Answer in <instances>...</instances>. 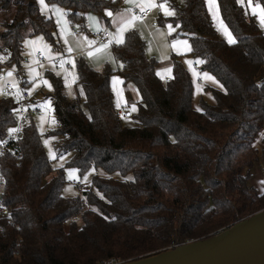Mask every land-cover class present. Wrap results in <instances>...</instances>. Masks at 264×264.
Segmentation results:
<instances>
[{"label":"trees","instance_id":"obj_1","mask_svg":"<svg viewBox=\"0 0 264 264\" xmlns=\"http://www.w3.org/2000/svg\"><path fill=\"white\" fill-rule=\"evenodd\" d=\"M219 16L236 40L223 41L206 14L205 1L184 0L174 17L189 54L219 89L205 85L193 107L191 72L176 55L171 78L155 74L158 63L145 43L127 31L112 54L116 72L138 95L137 126L123 125L113 105L109 66L94 70L76 58L80 96L67 99L49 72L57 154H69L64 168L81 174L91 166L123 179L94 176L85 201L62 195L64 168L53 169L32 118L18 140L19 159L0 157V264H103L127 262L218 234L264 209V192L250 185L253 166L264 158V30L237 0H216ZM264 7V0H254ZM67 12L71 27L85 29V14L104 24L119 0H45ZM167 19H161V22ZM55 22L41 15L36 0H0V53L5 66L22 60L24 35L44 36L56 49ZM199 83L200 80L198 81ZM200 109V111H197ZM15 101L0 98V140L15 125ZM131 175V179L125 177ZM13 223L10 224V221Z\"/></svg>","mask_w":264,"mask_h":264},{"label":"rangeland","instance_id":"obj_2","mask_svg":"<svg viewBox=\"0 0 264 264\" xmlns=\"http://www.w3.org/2000/svg\"><path fill=\"white\" fill-rule=\"evenodd\" d=\"M203 1H205L206 14L207 16H209V19L212 22V26L214 30L217 32V36H219V38H221L223 41H226L224 35L222 34L221 31L217 30V26H216L220 21H222L221 16H218V20L216 24H214L212 17L208 12V6L206 4V0H203ZM161 2L157 1L155 3L157 6L153 7V18H155L156 20L151 23L147 22L143 24L142 26V31L144 35H141L142 37L141 39L144 40L145 49L152 51L154 55H159L158 59L154 57H150V58H153L158 64L159 62H161L160 60L162 56H165L166 54H168L167 55L168 57L165 60L169 61V59L173 55H176L180 58L181 63H183L184 66L189 70L190 66L189 64H186L185 61L195 62L197 60L193 59L191 55L189 54V51L186 50L183 47V45L180 43L183 41H187V39L178 35L177 25L175 26V24L171 23L169 20L166 21L167 23H162L161 21L157 22L158 16L160 17L166 16L164 15V11L158 7V5ZM175 2H177V0H175ZM252 3L253 5L257 4V2H255L254 0H252ZM216 4H217V1H216ZM245 4H246V7H245ZM167 5L168 4L166 3V6ZM240 5L243 6L244 14H245L246 9L248 7V0H242ZM247 15L252 16V19L258 25V22L255 16H253L250 12ZM169 26L171 27L169 28ZM172 34H177V35L173 36L172 40H170L169 37ZM24 37L25 38L22 44V60L19 64L20 69H17L15 65H12L8 67L9 69L7 70V72L9 71L16 72V73L18 72V76L20 77V80L22 79L26 83H28L26 85V90L32 102L36 106L35 109L39 110V112L37 114H34L32 117V125L35 128L37 134L40 135V142L43 145V149H44L46 157L50 160L51 167L54 170L64 168L66 162H68V160L70 159L69 158L70 155L69 154H57L54 149L53 142L57 138L55 136L54 137L50 136V134L55 129V123L52 124L50 123V121L51 120L55 121V117H54V114L51 108V100L49 99V97H47L51 93L52 87H51L50 82L46 78L45 74L46 72H51V73L53 72L57 77H60L62 79V82H64L65 84V90H64L65 96L71 97L73 90L75 88V80L73 82V76L71 75V73H73L74 71L76 75V66L75 67L73 66L74 57L69 56L66 59V61L71 60L73 63H70V66H72L71 69L68 71H65L63 67H61L60 65L58 67L54 66L53 58L57 57V55L55 56L56 53L53 54V52L55 51L52 50V48L50 47V45L48 44L44 36L39 35V34H36L35 36H29L28 34H25ZM37 38H40V41L35 49H33L31 46L25 47V44H24L25 40L32 41V40H37ZM56 40L58 43L60 42L58 41L57 38ZM66 40L70 42V39L68 37L66 38ZM174 41L177 42L176 48H173ZM42 45H47L48 48L44 51H41L40 48L42 47ZM36 51L40 52L43 55L44 61L42 63H38L36 60H34V55L36 54ZM2 56L3 54L0 53V57ZM49 56H51V59L48 58ZM147 57H149V55ZM161 65L163 67V70L169 69V66H168L169 63L168 64L162 63ZM109 67L112 70H116V66L114 64H112ZM194 67H197V69L199 68L198 64L196 63H193L191 65L192 69H194ZM29 68L35 69L36 73L39 74L37 77H35L34 80L30 78L28 75ZM5 78L6 80H8L6 76ZM11 79L15 81V76L12 75ZM160 79L162 80L168 79V76L165 75L163 78H160ZM45 80L47 81L48 85H50V87L46 86L43 83V81ZM66 80H67V83H66ZM201 82H202L201 83L202 85H198V86H201V89L205 85H209L206 82L203 83L202 80ZM46 102H48V104H46ZM34 104L32 105L34 106ZM49 105H50V108H49ZM263 135H264V124H263V128L257 134V137L254 141V146L257 150H259L261 147V140L263 138ZM45 141L49 142L47 146L45 145ZM50 153L54 158H50ZM61 157H63V159H61ZM253 167L254 168L252 171V178L249 182L251 186L252 185L254 187L256 186L258 188L257 190L261 191L264 189V174L262 173V171L264 170V158H260L259 161ZM71 169H76V168L70 167V168L63 169V173L65 174V184L62 187L63 188L62 195L63 197H66V198L77 197L81 201H85V195L88 190H91L96 196L100 197V194L96 192L95 189L90 187L91 180L94 176L110 177L113 179H123L122 175L117 171L114 173L108 174L93 166L87 169L85 173L83 174L78 172V170L76 169L77 171L75 173V177L73 179H69L68 173ZM125 178L129 180L131 179V175H128Z\"/></svg>","mask_w":264,"mask_h":264},{"label":"crops","instance_id":"obj_3","mask_svg":"<svg viewBox=\"0 0 264 264\" xmlns=\"http://www.w3.org/2000/svg\"><path fill=\"white\" fill-rule=\"evenodd\" d=\"M119 1L121 3L119 8L116 11L111 12V14H112L111 16L106 15V18L108 19V23L107 24H104L102 21H100L97 18V16L93 15L92 13H86L85 14V20H86L85 29L83 31H79L78 30L79 28L77 26L76 27H71L69 25V23H67L66 31H65V34H64L63 38L61 37V34L58 31L57 24L55 22L56 21V17L53 15V7H52L53 5L49 6V5H47L45 3L48 6V10L44 11L42 13L41 6L37 3V0H36V4H37V6H39V10H40L41 15H43L45 18H52V20L55 22V25H56L54 33H55L56 38L60 42L59 43L57 42L58 43V47L56 49H53L51 47L52 50L55 51V52H53V54L56 53L55 56L57 55V57L53 58V64H54L55 67H58L60 65V60L61 59L66 60L69 56L74 57L73 65L75 64L76 58L84 57L86 62H87V64L90 65V67L93 68L96 71L97 70L101 71L105 66H111L112 64H114L116 66V70H114L115 72L113 73V75L110 76V79H109L111 81L110 86H111V92H112V95H113V105L116 108V110H118V111L119 110H123L124 111V115L120 114L121 118L124 117V118H122V123H123V125H125V126L130 128V127L137 126L135 121L133 120V116L136 113V110L135 111H131L130 109H131V106L133 104H135V106H136L137 101H138V95L136 94V91H135L134 87L132 86V84L131 83H125L121 79L120 75L116 72L117 70H120L122 68V64H120L118 61H116L114 59V57H113V54H112V49L111 48H112L113 45H116L115 42L114 41L111 42L110 45H108V47L106 49H102L100 52H96L95 50L97 48H101L102 44L98 43L97 40H95L92 37V35H91L93 33L101 31L103 29H107L109 34L110 33L114 34L116 32V28L119 26L120 18L121 17L130 18L132 16V10L133 9H139V7H135L131 3H126L125 0H119ZM157 1L166 2L168 4L167 7L174 12V15L161 16V17L158 16L157 22L161 21V19H163V18L167 19V20L171 19L172 17L175 16V14L177 12V8H181V7L184 6V2H183L184 0H177V2H175V0H153L154 3H156ZM56 7H58V6H56ZM245 7H246V4H245ZM127 9H131V12L126 11ZM145 9H150L151 10L150 15H148L146 17V19H144V20H142V19L140 20V19L137 18L133 22V26L129 29V30H134L137 34H139L140 37H141V35H144V33L142 31L143 24H145L147 22L151 23V22H154L156 20L155 18H153V7L152 8L145 7ZM88 16L95 17L96 18L95 21L93 22V21H90V20L86 19V17H88ZM166 21H164L162 23H167ZM175 26H176V24H175ZM97 28L99 30H97ZM129 30H127V31H129ZM127 31L124 33V38H125V35H126ZM179 33L180 32H178V34ZM176 35L177 34H172L169 37V39L172 40V37L176 36ZM67 37L70 39V42H68L66 40ZM110 39H111V37H110ZM87 41H92L93 43L91 45H89L87 43ZM69 49H71V51H69ZM89 51H92L94 53V55L92 57H89L87 55V53ZM107 51H108V53H107ZM145 53H146V56L149 55V58L150 57H154V58L158 59V57H159V55H154V53L152 51L148 50V49H145ZM35 55H34V60H35ZM167 55L168 54H166L165 56L161 57V60H160L161 62H159L158 66H157V68L155 70V74H156V76L158 78L159 77L161 78V76L157 75L158 71L163 74V67L161 65L162 63H167V64L169 63V65H168L169 69H171V67H172L171 58L169 59V61L165 60L168 57ZM55 60H57V64L54 63ZM199 66H200V63L198 64V67ZM71 67L72 66H70V63H67V64L63 65V69L65 71L70 70ZM188 71H190V69ZM190 72H191V77H192L193 83H194L193 84L194 85L193 86L194 87L193 88V93H194L193 94V107L196 108L197 103H198L197 101L200 99V97H204V99H206L208 101L210 100V95L207 94V93L204 94L203 92H201V86H198V85H202L201 84L202 83L201 80L203 81V83L204 82L208 83L212 88L219 89V86H218V83L216 82V80L214 78H213V80L215 82H213V80L202 79L200 76L194 77L193 76V72L198 73L197 67H194V69L191 68ZM49 73H51V72H49ZM51 74H54V73L52 72ZM45 76H46V74H45ZM114 77L118 78V82L116 84V93H114V91H113V78ZM58 78L62 82V79L60 77H58ZM75 80H76V75H75ZM199 80H200L201 83L198 82ZM21 82L24 84V87L26 88V85L28 83H26L22 79H21ZM62 84H63L62 94L64 95V97H66L65 93H64L65 84H64V82H62ZM0 87L2 88V84H0ZM117 93H122V99L124 101L123 103L120 104V107H117V98H118L117 97ZM75 95L76 96H80L81 97L80 98L81 101L84 98L81 95V93H80V87L78 85H76V81H75V88L73 90L72 96L71 97H66V98L67 99L68 98L69 99H73V98L76 97ZM1 97H2V95H1ZM31 103L34 104L32 102V100H31ZM33 107H36L35 104H34ZM255 188L258 189L256 186H255ZM257 191H259V190H257ZM259 192L260 193L264 192V189L259 191Z\"/></svg>","mask_w":264,"mask_h":264},{"label":"water","instance_id":"obj_4","mask_svg":"<svg viewBox=\"0 0 264 264\" xmlns=\"http://www.w3.org/2000/svg\"><path fill=\"white\" fill-rule=\"evenodd\" d=\"M120 264H264V209L208 238Z\"/></svg>","mask_w":264,"mask_h":264},{"label":"snow or ice","instance_id":"obj_5","mask_svg":"<svg viewBox=\"0 0 264 264\" xmlns=\"http://www.w3.org/2000/svg\"><path fill=\"white\" fill-rule=\"evenodd\" d=\"M126 3H131L133 4L135 7H139L140 11L143 12L145 10V7L147 8H152V7H156L157 5L153 2V0H125ZM242 0H238V3H241ZM37 3L41 6V10H42V13L44 11H47L48 10V6L45 4V0H37ZM206 4L208 6V12L209 14L211 15L212 17V20L214 22V24H216L217 20H218V16H219V12H218V8H217V4H216V0H206ZM53 7V15L56 17V24H57V28H58V31L60 32L61 34V37L63 38L64 37V34H65V31H66V25L68 23V21L65 19V17L68 15L67 12L63 11L62 9L56 7V6H52ZM158 7L160 9H162L164 11V14L166 16H170V15H174V12L169 9L167 6H166V2H162L158 5ZM126 11L128 12H131V9H127ZM251 13L253 16L256 17L257 19V22H258V25L259 27L264 30V7H261V5L259 3L253 5L252 3V0H248V7L246 9V15L248 13ZM106 15L108 16H111V12H106ZM86 19L90 20V21H95V17H91V16H88L86 17ZM137 19V17L135 15H132L130 18H124V17H121L120 18V22H119V26L116 28V32L114 34L110 33V41L109 43L111 42H115L116 45H121L123 42H124V33L129 30L132 26H133V22ZM217 30L218 31H221L222 34L224 35L226 41L229 43V44H234L236 42V40L233 38L231 32L229 31V29L224 25V23L222 21H220L217 25ZM171 26H169L170 28ZM97 30H99L97 28ZM40 41V38H37V40H32V41H29V40H25L24 41V44H25V47H29L31 46L33 49H35L38 45ZM87 43L89 45H91L93 42L92 41H87ZM183 47L190 51L191 48H190V45L188 44L187 41H183V42H180ZM108 47L107 44L105 45H102L101 48H97L95 51L96 52H100L102 49H106ZM177 47V42H173V48H176ZM48 48L47 45H42V47L40 48L41 51H44ZM69 51H71V49H69ZM87 55L89 57H92L94 55V53L92 51H89L87 53ZM49 59H51V56L48 57ZM3 57H0V62L3 61ZM65 63H73L71 60H64V59H61L60 60V66L63 67V65ZM186 64H189L190 66V71H191V65L193 63H196V64H199V63H202V61H195V62H190V61H185ZM75 67V65H73ZM12 71H9L5 74V76L8 78V83L11 84L12 88L13 89H16V82L14 80H12ZM28 75L30 78H32L33 80L35 79V77H37L39 74L36 73L35 69H32V68H29V72H28ZM71 75L73 76V82L75 80V73L73 71V73H71ZM157 75L158 76H161V78H163L164 75H167L168 78L170 79L171 78V69H165L163 70V74L161 72H157ZM5 76H0V81L4 80ZM193 76L194 77H197V76H200L202 79H205V80H213V77H211L208 73L204 72V73H196V72H193ZM118 82V78H113V91L114 93H116V84ZM213 82H215L213 80ZM43 83L50 87V85H48L47 81H43ZM66 83H67V80H66ZM122 83V82H121ZM0 95H6V93L4 92L3 88H0ZM17 97H18V93H17ZM117 107H120V104L123 103V99H122V93H117ZM46 104H48V102H46ZM49 108H50V105H49ZM131 111H135L136 110V106L135 104H133L131 106ZM197 111H200V109H197ZM124 118V117H122ZM50 123L54 124L55 121L54 120H51ZM18 131V129H9V134L11 135L12 133ZM48 141H45V145L47 146L48 145ZM50 158H54L51 153H50ZM61 159H63V157H61ZM76 169H71L68 173V178L69 179H73L75 177V173H76Z\"/></svg>","mask_w":264,"mask_h":264},{"label":"built area","instance_id":"obj_6","mask_svg":"<svg viewBox=\"0 0 264 264\" xmlns=\"http://www.w3.org/2000/svg\"><path fill=\"white\" fill-rule=\"evenodd\" d=\"M151 10L145 9L143 12H141L139 9H133L132 15H135L138 19H146L148 15H150ZM92 37L97 40L98 43L102 45H110V35L107 31V29H103L101 31H98L96 33L91 34ZM4 59L2 62H0V76H4L7 70L9 69V66H5V63L7 62L9 56L7 53L3 54L2 56ZM35 60H37L38 63H42L44 61L43 55L36 51ZM55 64H57V60L54 61ZM13 76H15V82H16V89H13L11 84L8 83L6 78L4 80L0 81V84H2V88L6 95H3L4 98H11L15 101V125L12 129H18V131L12 133L11 135L8 133L6 137L0 140V157L6 153H10L14 159H19V153H18V140L23 136L24 128L29 123L30 119L33 117L34 114H37L39 110L35 109V107L32 106L31 98L24 87V84L21 82L20 77L18 76V72H12ZM18 93V97H17ZM119 114L124 115L123 110L118 111ZM264 174V170L262 171ZM4 178L2 175H0V188L4 185ZM0 213L6 214V210L0 206ZM13 223V221H10V224ZM121 262H118L117 260L111 258L108 260H105L103 264H120Z\"/></svg>","mask_w":264,"mask_h":264}]
</instances>
